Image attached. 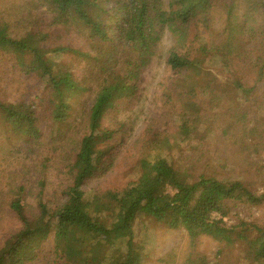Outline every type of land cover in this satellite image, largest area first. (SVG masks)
<instances>
[{"label":"trees","instance_id":"trees-1","mask_svg":"<svg viewBox=\"0 0 264 264\" xmlns=\"http://www.w3.org/2000/svg\"><path fill=\"white\" fill-rule=\"evenodd\" d=\"M35 1L51 14L50 24L0 18V59L48 87L39 99L25 93L13 100L0 95L2 134L30 149L41 146L47 120L58 139L80 121L86 130L73 141L65 201L51 204L43 181L36 205L26 202L22 192L10 199L18 226L0 244V264H144L145 246L137 239L136 225L145 217L194 237L217 236L224 232L221 224L232 202L248 207L264 203V191L244 180L207 171L197 175L192 163L177 165L161 148L162 141L206 140L211 132L206 125L215 115L219 128L224 125L223 135L237 128L242 146L259 143L250 140L262 124L250 126L248 117L264 105V0L23 3ZM63 23L67 30L87 29L90 46L61 43L54 52L51 45ZM166 32L172 45L162 102L173 129L150 127L137 173L125 185L87 189L114 164L117 143L111 142L114 134L105 127L106 117L131 104L142 69ZM214 212L221 218L215 219ZM257 230L249 246L257 264H264V227Z\"/></svg>","mask_w":264,"mask_h":264},{"label":"rangeland","instance_id":"rangeland-1","mask_svg":"<svg viewBox=\"0 0 264 264\" xmlns=\"http://www.w3.org/2000/svg\"><path fill=\"white\" fill-rule=\"evenodd\" d=\"M167 1L164 0L165 3ZM17 17L21 21L28 19L42 22L41 24L43 20L50 24L52 19L47 8L36 1L23 3V0H0V18L15 20ZM47 24L44 23V27ZM67 27L64 23L59 26V37L51 45L54 52L61 43L75 47L90 46L87 44V29L82 30L76 26L67 30ZM171 45V35L166 32L152 61L142 69L138 79L139 91L133 96L131 104L128 108L112 111L106 117L105 127L114 134L111 142L117 143L114 164L107 173L93 179L87 189L106 190L125 185L137 173L136 163L140 157L141 145L152 135L150 127L155 125L156 129H173L170 127L171 123L167 124L168 116H164L166 107L162 102V90L167 80L166 59ZM54 57L62 60L64 54L56 52ZM0 77L5 80L0 85V95H7L8 100H13L22 93L28 98L39 99L48 87L43 80L21 75L10 66L6 58L0 59ZM80 112L78 118L82 119ZM254 112L257 116L251 114L248 124L262 125H257L259 128H256L255 133L258 136L251 138L250 143L259 142L260 145L242 146L237 142L240 137L237 128L228 129L223 135L224 125L219 128L221 121L215 115L212 124L206 125L211 129L206 140L196 138L182 144L162 141L161 148L177 165L192 163L197 175L201 171H207L223 179L239 178L254 190L263 192L264 105ZM44 124L45 134L41 146L33 145L30 149L21 148L19 142L7 139L0 127V244L18 226L17 219L9 210V201L13 196L22 192L26 202L36 205L37 192L41 188L39 182L43 181L51 204L65 201L70 179L69 163L74 158L71 152L73 141H77L86 129L84 122L81 124L80 121L79 125L74 123L71 130L58 139V134H52L53 126L50 121L47 120ZM103 135L107 133L103 132ZM123 137L124 140L121 141ZM3 143H6L5 150ZM230 205L229 213L221 224L224 232L217 236L202 234L194 237L184 229L167 228L149 217L140 220L136 225V235L145 246L144 264H257L249 241L259 235V226L264 227V203L251 207L234 202ZM213 217L220 219L221 215L214 212Z\"/></svg>","mask_w":264,"mask_h":264}]
</instances>
